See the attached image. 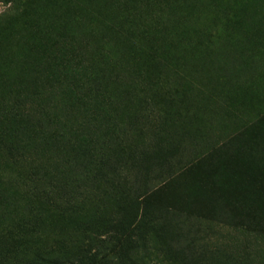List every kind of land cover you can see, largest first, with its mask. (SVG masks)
I'll use <instances>...</instances> for the list:
<instances>
[{
    "label": "rangeland",
    "instance_id": "1",
    "mask_svg": "<svg viewBox=\"0 0 264 264\" xmlns=\"http://www.w3.org/2000/svg\"><path fill=\"white\" fill-rule=\"evenodd\" d=\"M249 128L264 0H0V264H264Z\"/></svg>",
    "mask_w": 264,
    "mask_h": 264
},
{
    "label": "trees",
    "instance_id": "2",
    "mask_svg": "<svg viewBox=\"0 0 264 264\" xmlns=\"http://www.w3.org/2000/svg\"><path fill=\"white\" fill-rule=\"evenodd\" d=\"M250 130V131H249ZM249 130H243L237 134L234 141L236 144H242L243 150L249 156V162L252 163V168H250V174L247 176V181L250 186V191L254 198L247 202L239 199L232 200L229 203L232 205H225L229 207L234 213L233 217L222 218L224 223L232 219L242 218L252 214L249 220L246 222L247 227H252L254 219L256 220V228L262 230V235L264 234V130L261 128H249ZM246 146V148L244 147ZM172 179L169 181L171 182ZM153 194L149 192L142 194V196H137V201L139 205H143L144 199ZM219 199V198H218ZM224 208V204L220 203ZM145 209V206H144ZM248 214V215H247ZM244 215V216H243ZM230 219V220H228ZM233 221V220H232ZM96 257V256H95ZM102 261L98 260L97 264H101Z\"/></svg>",
    "mask_w": 264,
    "mask_h": 264
}]
</instances>
